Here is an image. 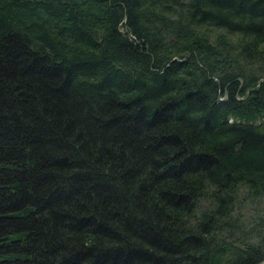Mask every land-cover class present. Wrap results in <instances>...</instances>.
Listing matches in <instances>:
<instances>
[{"label":"trees","instance_id":"trees-1","mask_svg":"<svg viewBox=\"0 0 264 264\" xmlns=\"http://www.w3.org/2000/svg\"><path fill=\"white\" fill-rule=\"evenodd\" d=\"M262 262L264 0H0V264Z\"/></svg>","mask_w":264,"mask_h":264},{"label":"water","instance_id":"water-1","mask_svg":"<svg viewBox=\"0 0 264 264\" xmlns=\"http://www.w3.org/2000/svg\"><path fill=\"white\" fill-rule=\"evenodd\" d=\"M226 97H222V100H224Z\"/></svg>","mask_w":264,"mask_h":264},{"label":"rangeland","instance_id":"rangeland-1","mask_svg":"<svg viewBox=\"0 0 264 264\" xmlns=\"http://www.w3.org/2000/svg\"><path fill=\"white\" fill-rule=\"evenodd\" d=\"M261 264H264V262H262Z\"/></svg>","mask_w":264,"mask_h":264}]
</instances>
